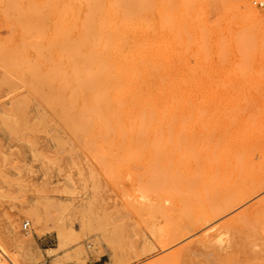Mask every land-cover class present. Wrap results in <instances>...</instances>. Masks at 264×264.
Returning a JSON list of instances; mask_svg holds the SVG:
<instances>
[{
    "label": "rangeland",
    "instance_id": "obj_1",
    "mask_svg": "<svg viewBox=\"0 0 264 264\" xmlns=\"http://www.w3.org/2000/svg\"><path fill=\"white\" fill-rule=\"evenodd\" d=\"M160 1L111 87L107 0H0V264H264V0Z\"/></svg>",
    "mask_w": 264,
    "mask_h": 264
},
{
    "label": "bare ground",
    "instance_id": "obj_2",
    "mask_svg": "<svg viewBox=\"0 0 264 264\" xmlns=\"http://www.w3.org/2000/svg\"><path fill=\"white\" fill-rule=\"evenodd\" d=\"M70 1V0H69ZM91 0H85V2H88V4H89V2H90ZM93 1H95V0H93ZM144 1H146V3L144 2ZM161 1H162V3H161ZM160 1V6H162V9H160V10H164L166 7H167V5H166V3H167V1L166 2H164V0H161ZM29 2V1H28ZM163 2H164V4H163ZM83 2H81V4H82ZM100 3V2H99ZM29 4H30V2H29ZM64 4V3H63ZM62 4V5H63ZM95 4V3H94ZM263 3L262 2H260V5H262ZM49 5V4H48ZM93 5V4H92ZM102 4H100V6H101ZM113 5H115V7H113ZM46 6V5H45ZM87 6V5H86ZM94 6V5H93ZM92 6V7H93ZM96 6V5H95ZM105 7L103 8V10H108L107 12H106V15L105 16H103L104 18L102 19V21L98 24V26H97V35H101V37L100 38H102V36L105 38V42H104V44H103V50L104 51H102V54L100 55V57L98 58V59H92V56H91V53H86V54H88V56H86V54H84L86 57H87V60L86 61H88V62H90V64L91 63H93V60H95V62L97 61L98 63H99V66H98V68H99V70L97 69L96 70V72L94 73V75H92V79H97L96 81L97 82H99V85L100 84H102V85H106V86H111L112 87V84H113V81H112V79H110V76L112 75V74H114V73H116L118 76H125V71H126V68H127V62H128V65H129V61H130V59L131 60H133V58L129 55V54H127V52L124 50V48H123V46H120V44L122 43V40H123V38L125 37V32L128 30V28L130 29V28H132L134 25H136V22H137V27H139L140 26V28H141V26H145L146 25V23L145 22H143L142 20H141V17L142 16H144V14H145V12H146V10H147V12H148V10H153L154 11V8H155V0H142V3H141V0H107V2H106V4L104 5ZM97 7L98 6H96V10H97ZM94 8V7H93ZM98 9H100V8H98ZM32 10H34V9H32ZM63 10V9H62ZM89 10V9H88ZM101 11H102V9H100ZM165 11V10H164ZM99 12V11H98ZM110 13V15H109V17L107 16L108 14L107 13ZM254 12V11H253ZM22 13H24V12H22ZM44 13H45V11H44ZM66 13H67V10H66ZM74 13V12H73ZM93 14V10H90V12L89 11H86V13L84 14V16L85 15H87V20H89L90 19V23H92L91 22V16H90V14ZM95 13V12H94ZM115 13H120L122 16H125V18H126V20H130V22L128 23L127 22V24L125 23V24H123V27L121 26V24H118V26L116 27L115 25H113V23H112V19H111V17H113V15L115 14ZM40 15L42 14V12L41 13H39ZM96 14V13H95ZM101 15V14H100ZM152 15V14H151ZM150 14H149V16H151ZM46 16V15H45ZM58 16V15H57ZM135 16V17H134ZM135 19H134V18ZM152 17V16H151ZM25 18V17H24ZM36 18V17H35ZM40 18H41V16H40ZM95 18V17H94ZM124 18V19H125ZM139 18H140V20H139ZM147 18H148V16H147ZM153 18H154V16H153ZM42 19H43V15H42ZM92 19H93V17H92ZM98 19H100V16L98 17ZM118 19V18H117ZM70 20H71V18H70ZM87 20H85L86 21V24L85 23H82V24H80V28H81V30L84 32V31H86L87 30V28L89 29V27H88V25H89V23H87ZM101 20V19H100ZM120 20V19H119ZM123 20V19H122ZM135 20H136V22H135ZM20 21V20H19ZM84 21V22H85ZM152 21V20H151ZM33 22V21H32ZM32 22H31V24H32ZM35 22H36V19H35ZM20 23H22V21H20L19 22V24ZM74 23H75V21H74ZM93 23H95V22H93ZM120 23H122V21H120ZM149 23L147 22V25H148ZM21 25V24H20ZM23 26H24V23H23ZM61 26V25H60ZM121 26V27H120ZM22 27V26H21ZM26 27H27V25H26ZM38 27H40V26H38ZM149 27V26H148ZM29 29H30V26H29ZM35 29V28H34ZM33 29V30H34ZM41 29H42V27H41ZM70 29V28H69ZM95 29V28H94ZM43 30V29H42ZM143 30H144V28H143ZM28 31V30H27ZM26 31V32H27ZM24 32H25V30H24ZM43 32H44V30H43ZM131 32V31H130ZM133 33H134V31H132ZM137 32H138V30H137ZM152 32V31H151ZM41 33V32H40ZM86 33V32H85ZM90 33V32H89ZM139 33H141L140 31H139ZM143 33H145V30H144V32ZM42 34V33H41ZM149 34V33H148ZM26 35V34H25ZM78 35V34H77ZM87 35H88V33H87ZM99 35V36H100ZM142 35V34H141ZM150 35V34H149ZM152 35H153V33H152ZM86 36V35H85ZM95 36V35H94ZM132 36V35H131ZM130 36V37H131ZM144 36H146V34L144 35ZM128 37V36H127ZM127 37H126V39H127ZM140 37V36H139ZM88 38V37H87ZM99 38V39H100ZM144 38V37H143ZM74 39V38H73ZM125 39V40H126ZM137 39V38H136ZM152 39V38H151ZM69 40V39H68ZM83 40H84V35H83ZM94 40L96 41V37H94ZM93 40V41H94ZM138 40V39H137ZM143 40V39H142ZM76 41V40H75ZM88 41H89V38H88ZM110 41V42H109ZM94 43V42H93ZM149 43V42H148ZM151 43H152V41H151ZM61 44V43H60ZM48 45H49V42H48ZM65 45V44H64ZM73 45H74V43H73ZM122 45V44H121ZM149 45H150V43H149ZM82 46H83V43H82ZM61 47V46H60ZM68 47V46H67ZM36 48V47H35ZM77 48H78V44H77ZM80 48V47H79ZM92 48H93V46H92ZM38 49V48H37ZM58 49V48H57ZM108 49H109V51H108ZM68 50H69V48H68ZM71 50V49H70ZM77 50V49H76ZM141 50V49H140ZM66 51H67V49H66ZM141 52V51H140ZM8 53V52H7ZM40 53L41 54H43L42 52H41V50H40ZM79 53V52H78ZM6 54V53H5ZM93 56H94V53L92 54ZM95 55H96V53H95ZM137 55H143V54H138L137 53ZM44 56V55H43ZM2 58H4V57H2ZM6 58H8L7 57V55H6ZM44 58V57H43ZM42 58V59H43ZM75 58V57H74ZM73 58V59H74ZM85 58V57H84ZM96 58H97V55H96ZM19 59V58H18ZM71 59H72V56H71ZM76 59V58H75ZM3 60V59H2ZM1 60V61H2ZM20 60V59H19ZM4 61V60H3ZM6 61H8V60H6ZM75 61V60H74ZM151 61V60H150ZM72 62H73V60H72ZM7 63H9V61L7 62ZM76 64L78 63V62H75ZM74 63V64H75ZM85 63V62H84ZM20 64H23V62L22 63H20ZM74 64H73V67L72 68H74ZM79 64H80V62H79ZM88 64V63H87ZM90 64H88L87 66H90ZM9 65V64H8ZM134 65H136V64H134ZM143 66V65H142ZM77 67V66H76ZM79 68V67H78ZM3 69V68H2ZM5 69V68H4ZM86 69H87V71H88V69L90 70V67H86ZM49 70V69H48ZM50 70H51V68H50ZM74 70V69H73ZM5 71V70H4ZM23 71V70H22ZM35 71V70H34ZM70 71H72V70H70ZM69 71V72H70ZM79 71H80V69H79ZM156 71V70H155ZM75 72V71H74ZM147 72H149V71H146V73ZM6 73V72H5ZM24 73H25V70H24ZM45 73V72H44ZM48 73H49V71H48ZM88 73V72H87ZM90 73V72H89ZM28 74V76H29V72L27 73ZM43 74V73H42ZM46 74V73H45ZM50 74V73H49ZM52 74V73H51ZM70 74V73H69ZM77 74V73H76ZM79 74V73H78ZM11 75V74H10ZM12 75H14V74H12ZM86 75V74H85ZM30 76H31V74H30ZM79 76H80V74H79ZM87 76V75H86ZM10 77V76H9ZM15 77H16V74H15ZM14 77V78H15ZM43 77V76H42ZM56 77V76H55ZM68 77H70V75H68L67 76V79H66V81L68 80ZM88 77V76H87ZM85 78V79H87L88 80V78ZM30 78V77H29ZM35 78H36V76H35ZM53 78H54V76H53ZM78 78V77H77ZM90 78V79H91ZM16 79V78H15ZM25 79H26V77H25ZM74 79H76L75 77H74ZM74 79H72V80H74ZM85 79H82V80H84L85 81ZM39 80V79H38ZM81 80V79H80ZM86 80V83L88 82ZM13 81V80H12ZM30 81H31V78H30ZM53 81V80H52ZM61 81H62V79H61ZM91 81V80H90ZM22 82V81H21ZM28 83H29V81H27ZM50 82H51V80H50ZM144 82V81H143ZM142 81H141V83H143ZM149 82V81H148ZM76 83V82H75ZM146 83H147V81H146ZM153 83V82H152ZM5 84V83H4ZM52 84V83H51ZM60 84V83H59ZM81 84V83H80ZM82 84L83 85H85L83 82H82ZM164 84V83H163ZM6 85V84H5ZM41 85H42V88H43V86H45V84L44 83H41ZM53 85H54V83H53ZM52 85V86H53ZM57 85H58V83H57ZM68 85H69V83H68ZM71 85H72V82H71ZM47 86H48V88H49V85L47 84ZM86 86L87 85H85V87L84 88H86ZM11 87V86H10ZM50 87H51V85H50ZM68 87V86H67ZM90 87V86H89ZM89 87H87V88H89ZM34 88V87H33ZM48 88H47V90H48ZM64 88L66 89V86H64ZM70 88V87H69ZM162 88V87H161ZM11 89H13V88H11ZM38 89H40V87L38 88ZM52 89H54V86H53V88ZM81 89H82V87H81ZM99 89V88H98ZM18 90V89H17ZM69 90H71V92H72V89H69ZM74 90V89H73ZM91 90L92 89H89V91L87 92V89H86V92H85V96H89L88 98L89 99H86L87 100V102H86V104L89 102L88 100H93L94 98H93V96H92V98L90 97L91 96ZM156 90V89H155ZM99 91V90H98ZM123 91V90H122ZM161 91V90H160ZM76 92V91H75ZM61 93V92H60ZM59 93V94H60ZM65 93V92H64ZM94 94V93H93ZM164 94V93H163ZM47 95V94H46ZM73 95V94H72ZM94 95H96V96H98V94H94ZM166 95V94H165ZM69 96V95H68ZM113 96L114 97H117L118 96V94H114L113 93ZM45 97V96H44ZM51 97V96H50ZM53 97L55 98V96L53 95ZM58 97V96H57ZM84 97V96H83ZM82 97V98H83ZM62 98V97H61ZM69 99H71L70 97H69ZM84 99V98H83ZM95 99H96V97H95ZM94 99V100H95ZM134 99V98H133ZM164 99V98H163ZM46 100H47V98H46ZM159 100V99H158ZM19 102V101H18ZM69 102H71L70 100H69ZM83 102V101H82ZM81 102V104H83ZM19 103H24V101H22V102H19ZM50 103L51 104H54V106H55V103H53V101H52V98H51V101H50ZM118 103V102H117ZM116 103V104H117ZM58 104H59V101H58ZM24 105V104H23ZM71 105V104H70ZM84 105V107H85V103L83 104ZM82 105V106H83ZM88 105V104H87ZM15 106H16V104H15ZM134 106H135V104H134ZM144 106V105H143ZM18 107V106H17ZM154 107V106H153ZM16 108V107H15ZM22 108V111H21V114H24V111H23V106L21 107ZM55 108H56V106H55ZM69 108V107H68ZM73 108V107H72ZM89 108H92V105H90V107ZM82 109H83V112H84V110H85V108H83L82 107ZM94 109V108H93ZM143 109H145V107L143 108ZM52 110V109H51ZM56 110H61V109H55V111ZM81 110V109H80ZM76 111V110H75ZM138 111V110H137ZM17 112V115H19L18 113L20 112H18V110L16 111ZM87 112H89V109L88 110H86V113ZM90 112H92V110H90ZM45 113V112H44ZM56 114H57V112H55ZM73 113H74V111H73ZM59 115L61 114L62 116H64V117H66L67 118V116H66V114H67V112H65V113H63V112H61V111H59V113H58ZM52 115H54V114H52ZM150 115H151V113H150ZM22 116V115H21ZM62 116H61V119H62ZM79 116V115H78ZM83 116L84 115H82V118H83ZM44 118V117H43ZM48 118H50L49 117V115H48ZM60 118V117H59ZM71 118V117H70ZM81 118V117H80ZM79 118V119H80ZM81 118V119H82ZM51 119V118H50ZM49 119V120H50ZM54 119V118H53ZM72 119H73V115H72ZM77 119V118H76ZM84 119H85V117H84ZM120 119V118H119ZM47 121L46 123L48 124V122L50 123V121ZM55 120V119H54ZM83 120V119H82ZM81 120V121H82ZM86 120H89V118L87 119V117H86ZM60 121V120H59ZM63 121V120H62ZM66 120H64V122H65ZM91 121V119L89 120V122ZM119 122V121H118ZM45 123V122H44ZM72 123H73V121H72ZM129 123V122H128ZM42 124H43V122H42ZM65 124V123H64ZM44 125V127H43V130H44V128H45V124H43ZM42 125V126H43ZM66 125V124H65ZM80 125H81V123H80ZM110 125V124H109ZM108 125V126H109ZM72 126V125H71ZM29 127V126H28ZM74 127H75V124H74ZM74 127H71L72 129L74 128ZM91 127V126H90ZM102 127V126H101ZM52 128V127H51ZM55 128H56V126H55ZM30 129V128H29ZM75 129H77V126H76V128ZM75 129H74V131H75ZM89 129V128H88ZM108 129V128H107ZM109 129H110V127H109ZM101 130V129H100ZM85 131V130H84ZM111 131H112V128H111ZM110 131V132H111ZM43 132V131H42ZM77 132V134H78V131H76ZM86 132V131H85ZM101 132V131H100ZM73 134V133H72ZM83 134V133H82ZM99 134V133H98ZM74 135V134H73ZM76 135V134H75ZM79 135V134H78ZM77 135V136H78ZM84 135V134H83ZM95 136V135H94ZM79 137V136H78ZM84 137H85V135H84ZM96 137V136H95ZM103 137H104V135H103ZM108 137H109V135H108ZM59 138V137H58ZM77 138V137H76ZM88 138V137H87ZM80 139H81V137H80ZM83 140V139H82ZM112 143V142H111ZM113 144V143H112ZM129 172V171H128ZM16 264V263H15Z\"/></svg>",
    "mask_w": 264,
    "mask_h": 264
},
{
    "label": "built area",
    "instance_id": "obj_3",
    "mask_svg": "<svg viewBox=\"0 0 264 264\" xmlns=\"http://www.w3.org/2000/svg\"><path fill=\"white\" fill-rule=\"evenodd\" d=\"M30 223L29 222H25L24 223V228L27 229L29 227Z\"/></svg>",
    "mask_w": 264,
    "mask_h": 264
}]
</instances>
